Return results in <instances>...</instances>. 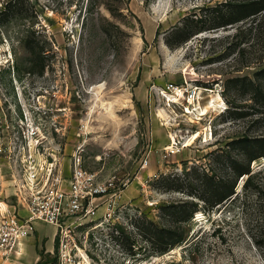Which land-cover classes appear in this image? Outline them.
<instances>
[{"label": "rangeland", "instance_id": "obj_1", "mask_svg": "<svg viewBox=\"0 0 264 264\" xmlns=\"http://www.w3.org/2000/svg\"><path fill=\"white\" fill-rule=\"evenodd\" d=\"M246 1L0 0L1 207L29 165L58 159L67 180L84 143V167L122 187L74 227L92 264H264V14L210 28ZM183 23L206 29L170 46ZM177 86L200 89L193 115L162 95ZM210 178L235 193L200 199ZM185 201V241L156 252L154 225L178 226L162 209ZM40 224L48 243L35 232L10 264L55 262Z\"/></svg>", "mask_w": 264, "mask_h": 264}, {"label": "built area", "instance_id": "obj_2", "mask_svg": "<svg viewBox=\"0 0 264 264\" xmlns=\"http://www.w3.org/2000/svg\"><path fill=\"white\" fill-rule=\"evenodd\" d=\"M176 88L186 90L184 99L179 100L185 112L190 99L200 102L197 88L189 92L177 86L163 92L174 96ZM84 151V143H79L72 154L67 180L62 176L58 159L28 166L17 188V204L10 206L12 210L0 205V264L21 255L23 241L35 234L39 223L57 227L58 253L53 264H92L73 234L74 227L83 225L109 198L120 195L122 187L112 180L102 181L96 172L87 170L83 164ZM147 163L145 160L142 166Z\"/></svg>", "mask_w": 264, "mask_h": 264}, {"label": "trees", "instance_id": "obj_3", "mask_svg": "<svg viewBox=\"0 0 264 264\" xmlns=\"http://www.w3.org/2000/svg\"><path fill=\"white\" fill-rule=\"evenodd\" d=\"M224 13L220 15V22L214 23L210 28L224 27L229 24H235L242 20H245L251 16H256L258 14H264V0H248L246 2L238 3H224ZM206 29L205 27H195L192 24L183 23L177 27V31L174 32L175 40L167 39V43L170 46H180L185 43L193 34L198 31ZM249 173L250 169H245L241 173ZM167 179L164 184L165 189H179L181 186L178 185L175 180L171 177H166ZM210 186L212 187L210 200L205 194L196 195L204 201H211V205H217L223 201L230 199L231 196L235 193L234 186L228 188H223L222 184L219 181L210 178ZM225 187V186H224ZM209 192V191H207ZM199 204L195 201H185L179 204H170L165 206L162 210L165 212L164 216L171 217L174 223H177V230L172 227H162L154 225V234H155V251L158 253H165L173 249L174 247L181 245L184 241L183 230H181L180 224L189 222L199 211ZM148 233V230H144Z\"/></svg>", "mask_w": 264, "mask_h": 264}, {"label": "crops", "instance_id": "obj_4", "mask_svg": "<svg viewBox=\"0 0 264 264\" xmlns=\"http://www.w3.org/2000/svg\"><path fill=\"white\" fill-rule=\"evenodd\" d=\"M146 166H148V163H147V165ZM146 166L145 167H143L142 166V169L143 168H146ZM136 178H138L137 176H136ZM135 184H137V181L135 180L134 182H132L131 183V186H134ZM130 188V187H129ZM132 188V187H131ZM44 226L45 225H42V224H40L39 223V225L37 226V231H36V233L39 235V237H41V236H46L47 237V243H48V241H49V239H50V236H48L46 233H43V232H41L40 231V229H44ZM50 227H52V230H51V236H52V246L50 247V248H48L47 250L48 251H52V249H53V247H54V245H55V243H56V239H57V227L56 226H53V225H50ZM34 236H32V237H30V238H28V239H25L24 241H23V243H22V246H21V255H26V254H29V247L31 246V247H33L34 249V251L33 252H35V246H34V241H32V240H30V239H32ZM35 238V237H34ZM31 252H32V250H31ZM37 258H38V256H36V257H34L33 259H30L29 260V263L28 264H34V263H36L37 262ZM11 263V261H9V262H7L6 264H10Z\"/></svg>", "mask_w": 264, "mask_h": 264}, {"label": "bare ground", "instance_id": "obj_5", "mask_svg": "<svg viewBox=\"0 0 264 264\" xmlns=\"http://www.w3.org/2000/svg\"><path fill=\"white\" fill-rule=\"evenodd\" d=\"M104 83L103 84H98V85H95L92 87V91L94 92L95 95H98L99 92H101V90L103 89L104 87ZM200 89L197 88V91H199ZM92 92V93H93ZM186 90H183V89H179V88H176L175 89V95H170L169 93H166V92H162V95L168 99V101L170 102H177L179 103V100L181 99H184L185 95H186ZM200 93V92H199ZM124 96V95H123ZM187 97V96H186ZM200 99H201V96H200ZM121 100H124V99H121ZM118 101V100H117ZM119 103L122 104V101L119 100ZM198 103L200 102H197L196 100H193V99H190V102L188 104V106L186 107V111L190 114V115H193L198 109L196 108L198 105ZM196 105V106H195ZM210 105V104H209ZM112 110H110V114H112ZM203 114V113H202ZM161 115V113L159 114Z\"/></svg>", "mask_w": 264, "mask_h": 264}]
</instances>
